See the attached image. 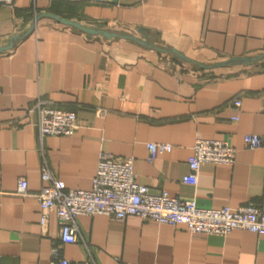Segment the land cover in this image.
Instances as JSON below:
<instances>
[{
  "label": "crops",
  "instance_id": "obj_1",
  "mask_svg": "<svg viewBox=\"0 0 264 264\" xmlns=\"http://www.w3.org/2000/svg\"><path fill=\"white\" fill-rule=\"evenodd\" d=\"M11 42L0 51V264H50L53 245L71 263L264 264V234L191 233L133 215H80L82 240L59 244L55 215L40 226L32 196L42 160L66 188L89 189L105 152L132 158L151 191L264 213V147L243 143L264 134V0H16L0 4V48ZM36 100L72 111L75 133L40 139L27 113ZM197 137L227 140L235 153L201 164L191 185L182 177ZM151 142L171 149L149 162Z\"/></svg>",
  "mask_w": 264,
  "mask_h": 264
},
{
  "label": "built area",
  "instance_id": "obj_2",
  "mask_svg": "<svg viewBox=\"0 0 264 264\" xmlns=\"http://www.w3.org/2000/svg\"><path fill=\"white\" fill-rule=\"evenodd\" d=\"M142 1V0H141ZM16 0H0V4L12 6ZM239 108L240 100H233ZM264 113V96L261 104ZM27 113H35L39 138L45 136H71L78 128L75 114L67 109L36 100ZM237 120V116H234ZM243 143L249 148L264 147V134L248 133ZM147 160L152 162L158 153L166 152L171 146L165 143H147ZM187 158L189 172L182 182L195 185L201 164L231 163L235 148L224 139L197 137ZM40 190L32 196L40 206V226H44L49 213H53L58 223L59 244L79 242L81 236L76 225L80 215H105L123 220L127 216H138L155 224L183 225L191 233L224 236L233 230H245L264 234V213L257 204H245L237 208H203L194 200H184L169 196L163 190L151 191L136 181L133 159L114 156L101 152L92 184L89 189L66 188L55 179L45 160H42ZM26 181L18 180L17 192L26 193ZM50 264H87L71 263L61 255L58 245L50 249Z\"/></svg>",
  "mask_w": 264,
  "mask_h": 264
},
{
  "label": "water",
  "instance_id": "obj_3",
  "mask_svg": "<svg viewBox=\"0 0 264 264\" xmlns=\"http://www.w3.org/2000/svg\"><path fill=\"white\" fill-rule=\"evenodd\" d=\"M59 20L61 22H63V23L68 24V25L75 26V27L83 30L84 32H86L88 34H92V35L101 34V35H103L104 37H107V38H110V37H126V38L135 39L133 36H130V35H120V34H117V33H114V32H110V31H106V30H103V29L85 27V26H82L81 24H79L78 22L66 20V19H63V18H60ZM140 32H145V31L141 29ZM11 46H12V42L8 46L0 48V51L8 49ZM172 51L175 52V50H172Z\"/></svg>",
  "mask_w": 264,
  "mask_h": 264
}]
</instances>
